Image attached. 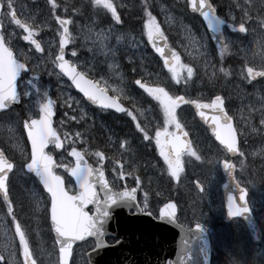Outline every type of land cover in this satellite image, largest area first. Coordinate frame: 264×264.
<instances>
[{"label":"rangeland","instance_id":"obj_1","mask_svg":"<svg viewBox=\"0 0 264 264\" xmlns=\"http://www.w3.org/2000/svg\"><path fill=\"white\" fill-rule=\"evenodd\" d=\"M58 1L60 9L57 8L50 16L52 8L47 4V0H14V11L19 18L32 24L38 32L34 38L41 43L44 49L42 52H37L34 45L23 39L27 33L11 20L10 15L7 14V8L3 18L4 35L8 39L9 46L17 52L21 60L27 63L32 62L30 73L25 75L22 83V91L32 93L26 96L29 100L26 106L27 114L32 117L31 109L36 108L35 105L39 99L36 90L27 83L33 80L41 93L47 91L49 96L57 100L60 108L66 109L64 118H59V122L63 121V125L60 123L62 129L65 130V127L73 125L74 119H71L73 116L81 120L77 123L82 131L89 128L95 129L94 133L97 136L94 143L105 149L102 152L104 158L101 160L95 155L101 151L95 150L90 144L91 140L83 137L82 131L79 130L72 132L75 134L65 132L67 136L63 133L67 146L79 144L85 152L93 156L95 162L107 167L106 169L110 171V182L114 187H123L132 184V181L138 184V178L135 175L137 169L144 173H155L157 167L154 163L163 161L156 144V132H163L165 127L171 133L176 129L175 125H165L159 102L137 85L136 80H140L148 87H162L172 96L185 95L188 98L208 100L211 95L222 93L228 97L226 99L230 103L229 110L235 117L241 138L243 155L237 162V176L252 193L249 201L264 231V181L253 176L248 167L252 161L256 170L264 173V124H261V119L264 118V80L249 82L250 77L247 73L248 67L264 69V60L261 58L264 56V23H262L264 0H249L250 3L253 1L259 3L258 6L252 4L249 7L243 6L245 0H234L238 3L240 10L228 9L227 16L230 24L226 28V35L229 50L223 56L220 54V47L215 48L212 44L202 24L186 13L183 8L176 10L168 0H151L152 16L155 17L164 36L170 40L179 57V64L186 66L180 71L179 83L172 79L169 67L148 41L144 30V24L148 19L146 15L139 23H136L134 18L131 21L132 24L126 26L121 16V23L116 24L110 13L94 9L91 0ZM75 1L77 4L71 5ZM122 1L129 4L128 0ZM117 2L118 0H113L115 5ZM218 4L223 14H226L225 9L232 4V0H218ZM68 5H71L69 9ZM55 15L72 21L69 24V31L73 42L68 49L71 62L83 68L86 73L91 72L92 76L99 78L97 81L103 87L123 89L122 94L115 93L128 96V99L133 101L131 109L136 119L133 120L129 116L131 125L114 123L109 126L103 121L101 114L92 111L69 82L57 72L53 60L58 51L62 29ZM241 22L247 29L244 33L238 30L233 31L230 27L232 25L238 29ZM121 34L124 38L118 42L116 37ZM104 36H107V39H104ZM72 51H76L75 57L71 55ZM49 52L52 54L51 57ZM231 55L234 58L233 61L227 62L228 65L223 68L229 73L225 76L218 62L222 63ZM122 61L129 62L130 65L125 64V67ZM110 65L113 67L110 68ZM187 67L193 69V75L190 78L187 75ZM126 76L130 81L125 79ZM128 89H136V95ZM176 111L180 125L192 135L193 148L180 159L182 171L175 179H178L177 186L183 192L189 189L185 188V185L191 187L189 194L192 195V199L189 198L190 204L186 207V211L193 207L194 212L201 216V219L218 223L213 226L216 245L219 248L215 254V264H224L223 254L227 252L231 255H225V258L238 260V264H264V240L258 248L248 246L244 237V228L239 220L221 224L224 221L220 195L224 180L221 165L226 159L225 152L215 143L207 130L196 122L194 113L188 105L182 104ZM18 114V112L0 114V145L21 163L27 158L28 146ZM144 122L151 128V131L146 130L148 140L143 139L144 133L136 128L137 123ZM142 128H144L143 124ZM126 130L135 136L130 133L124 134ZM77 132L80 133L78 137ZM18 143L22 146V151L13 146ZM133 147H136L138 152L147 153V158L139 160ZM61 158L70 161L67 152H64ZM162 170L167 173L165 180L173 181L174 177L170 175L167 163ZM190 175H192L191 181H189ZM10 181L13 212L16 214L18 210L22 211V220L16 215L15 217L28 234L29 246L37 264H59L57 246L50 234L48 221L44 219V215L48 212L49 200L24 169L18 168ZM67 187L70 191H74V184L69 179H67ZM142 192L144 203L152 204L156 199L151 191L146 192L144 187ZM162 192L164 190L158 189L156 194L159 195ZM178 198L183 199V196ZM161 200L157 199L156 205L160 204ZM5 232L13 240L17 260L22 262L23 256L19 247V237L15 235L13 218L8 215L7 206L0 199V245L6 242ZM221 233L224 239L219 240ZM222 240H225L224 245L220 243ZM85 252V247L77 248L73 264H87Z\"/></svg>","mask_w":264,"mask_h":264},{"label":"snow or ice","instance_id":"obj_2","mask_svg":"<svg viewBox=\"0 0 264 264\" xmlns=\"http://www.w3.org/2000/svg\"><path fill=\"white\" fill-rule=\"evenodd\" d=\"M49 3L51 4L53 13H55L58 7L56 0H49ZM91 4L94 9L110 13L116 24L121 23V17L116 10V5L113 3V0H91ZM189 6L194 12L198 11L200 15L204 17L211 31L216 33L221 31V25L224 21L215 15V9L212 7L209 0H189ZM5 7L8 10L7 14L10 15L11 20L27 33L23 39L31 45H34L37 52L44 51L41 43L34 38L38 35L34 26L17 18V14L14 11V0H0V9ZM2 15H4V13L0 11V16ZM145 15L148 17L144 24V30L148 41L161 56H164L165 49L157 46V41H166L164 33L157 24L155 17L146 9ZM56 21L60 25L62 33L59 39L58 55L55 56L53 63L56 64L62 73L73 81L76 87L92 104L98 105L102 109H114L116 112L120 113L126 112L127 115L135 120L136 117L132 112H128L127 109L118 102V97H110L107 95V87H100L98 82L85 80V74L77 72L76 67L71 65L68 60H65V48L70 42H73V37L68 27L72 21L61 19L59 16H56ZM262 23H264V21H262ZM230 27H232L233 31L238 30L240 33H244L247 30L243 22L239 24L238 29L232 25H230ZM109 31H111V29H109ZM123 38V34L116 37L118 42ZM104 39H107V36H104ZM228 50V44L222 41L219 49L221 56L228 52ZM21 55H23V53H21ZM51 55V52H49L50 57ZM71 55L75 57L77 55L76 51H72ZM261 58L264 60V56ZM25 59H27V57H25ZM172 59L175 61V64L169 67L168 70L172 73V79L179 83L181 79L180 71L186 66L179 64V57L174 52L172 53ZM165 65H168L167 60H165ZM109 67L111 68L113 66L110 65ZM27 71H29L27 64L17 59L12 48L9 46L8 39H6L3 33H0V111H4L11 105L20 102L21 93L18 91L17 81L21 77V74ZM221 71L224 72L225 76L229 74L225 69H221ZM247 73L250 77L249 82L258 76L264 77V70L257 71L253 67H248ZM187 75L189 78L192 77L193 69L191 67H187ZM27 83L36 90V95L39 96V99L35 105L38 109V118H29V120L24 122V128L31 142L30 162L26 164V167L28 172L34 173L39 183L43 185V188L49 194L51 230L54 231L56 243L59 245L61 264H68L69 258L72 255L74 243L83 241L86 237H95L97 232V216L101 213V209L105 205L115 203L117 197H127L137 201L136 189L125 188L123 191L114 192L104 181L103 171L93 169L91 166L87 165V163L84 162V154L77 151L75 147H73L69 153L70 156L75 158L74 166L65 165L63 162L57 164L53 156L45 151L49 145H53L54 149H61L63 147L60 134L57 129L53 127L56 102L49 98V93L47 91L41 93L33 80ZM135 83L143 88L154 100L159 102V106L164 114V123L166 126L175 125L177 129L181 127L177 119L176 111L181 104L194 105L201 116L204 115L203 109H212L217 113L212 117V122L215 125L214 134L216 138L225 146L228 152L233 154L238 152L235 130L231 123V117L228 116L225 110V100L223 97L217 95L211 103L205 104L198 100H186L183 96H172L165 91L164 88L148 87L142 84L140 80H136ZM112 91L123 93V89H112ZM23 95L30 96L32 93L24 91ZM141 115H143V113H141ZM71 119H76V117L73 116ZM81 119H83V117H81ZM60 123L63 125V121ZM261 124H264V118L261 119ZM136 128L138 131L144 133L143 139H149L147 131L142 128L139 123H137ZM9 131H12V129H9ZM253 131H255V129H253ZM64 135L67 136V133ZM76 136H80V133L77 132ZM168 136H171L172 140L162 142L161 137ZM156 144L160 149V155L168 165L170 175L174 178H178L179 173L182 171L180 154L184 147L180 142V138L176 136L175 133H169L167 127H165L163 132H156ZM13 146L20 148L22 151V146L19 143ZM173 151H175L174 156L172 155ZM191 154L195 155V153ZM240 154L243 155V153ZM95 155L100 157L101 160L104 158L102 152H97ZM14 167L15 165L5 155L4 151L0 150V196H2L3 202L7 206L8 215H11L13 218L15 235L19 237V247L23 256V261L20 262L17 260L13 240L8 237L7 232H5L6 242L0 245V264H37L34 253L29 246L28 234L21 223L16 220L12 202L9 198V173L12 172ZM57 167H64L65 171L69 172L71 176L75 178V182L79 186L78 194L70 195L65 189L64 180L55 173ZM224 168L231 174L234 165L225 161ZM97 184H99L101 190L105 193V198L103 200L96 191ZM236 186L240 191L239 199L244 201L246 197L245 190L240 188L239 184ZM88 205L94 206V213L90 214V211L86 210ZM145 207H147L146 203ZM166 209H170L171 211L163 212L161 216H166L174 220L175 205L168 204L166 205ZM228 210L230 215L233 216H238L241 215L242 212L248 211L247 207L243 209L236 207L233 197H229ZM104 214L106 215V213Z\"/></svg>","mask_w":264,"mask_h":264},{"label":"water","instance_id":"obj_3","mask_svg":"<svg viewBox=\"0 0 264 264\" xmlns=\"http://www.w3.org/2000/svg\"><path fill=\"white\" fill-rule=\"evenodd\" d=\"M212 7L214 8L213 5ZM189 9L192 12H194L190 6H189ZM0 11H2V9H0ZM195 13L200 15L198 11H196ZM215 15L218 16L216 13V10H215ZM201 17L203 18L214 43L217 45H221L222 41L225 42V38L223 34V25L225 24V22L221 25V31L219 33H216L209 29L207 21L204 19L203 16ZM0 29H1V24H0ZM157 46L165 49V54L163 57L165 58V60L168 61V63H171L173 50L171 49L167 39L166 41L165 40L157 41ZM65 60H67L66 48H65ZM76 70L77 72H80L77 67H76ZM84 78L85 80L92 81L85 76ZM260 78H264V77L258 76L255 79L258 80ZM70 81L73 83L71 79ZM74 86L76 85L74 84ZM107 95L110 96L108 93ZM87 101L90 102L88 99ZM202 103L209 104L206 102H202ZM20 104H21V99L19 103L13 104L9 108L14 107V106H19ZM95 106H98V105H95ZM192 106L194 107V105ZM195 110L200 120L210 128L212 134L216 138V135L214 134L215 125L212 122V117L216 115L217 113H215L212 109L206 108V109H203L204 115L201 116L196 108ZM53 122H54V119H53ZM231 123H232L233 129L235 130L234 122L232 118H231ZM235 134H236L237 146H238V137H237L236 130H235ZM176 136L180 138V142L184 146L183 150L181 151L182 153L183 151L189 148L190 138L181 129L176 133ZM166 138H167V141L172 140L171 136H168ZM216 140L220 143V141L217 138ZM29 143L31 147V142L29 141ZM221 145L225 148L223 144ZM47 148L45 149L46 152H47ZM58 150H61V149H58ZM228 153L232 157H235L239 154V150L235 154L231 152H228ZM172 154L174 156L175 151H173ZM84 162H86L87 165L91 166L85 159H84ZM230 164L233 165L232 162H230ZM91 167L93 169H99V168H94L93 166ZM62 168L64 169V167ZM99 170L103 171L104 181L110 187L107 181V178L105 176V171L103 169H99ZM225 174L227 177V182L224 184V194H225V200L227 204L228 218L234 217L233 215H230L229 210H228L229 197H233L236 207L240 209L247 207L248 211L242 212V214L238 216L242 217L247 222L250 228V231L252 233L253 239L255 240V242H259L261 239L260 230L252 216L251 210L247 203V197H245L244 201H241L239 199L240 191L236 186L237 182L234 177V169L231 174H229V172L225 169ZM61 178L63 179V177ZM64 185H65V182H64ZM98 189H100L101 193L105 197V193L104 191L101 190L99 184L96 185V191L99 193ZM78 192H79V186L77 185V192L75 194H70V193L69 194L76 195L78 194ZM246 196H247V192H246ZM125 201H127L126 197H117L115 199V203H112L110 205H105L101 209V213L97 216V223H96L97 232H96L95 237H86L85 239L87 240L89 238H93L96 242V247L93 250L89 251L87 254L90 264H169V258H174L172 259L173 264H210V258H211L210 240L207 235V232L203 228L196 226L191 230L183 231V230L177 229L174 226V224L170 223V222H174L173 219L167 218L166 216H161L160 221L151 220L150 218L144 215H140V214L129 216L128 214H126L127 208L125 207L127 206L124 205ZM88 207L94 208L93 205H88L87 208ZM129 207H133V206L129 205ZM94 212H95V208H94ZM163 212H166V208L161 210V213ZM104 213H106V215ZM54 236H55V233H54ZM108 236L117 237L119 240L115 244H109L106 241V237ZM83 241L75 242L73 247L76 244L81 243ZM58 250H59V245H58ZM59 259H60V253H59ZM70 260H71V257L69 258L68 264H70ZM60 264H61V261H60Z\"/></svg>","mask_w":264,"mask_h":264},{"label":"trees","instance_id":"obj_4","mask_svg":"<svg viewBox=\"0 0 264 264\" xmlns=\"http://www.w3.org/2000/svg\"><path fill=\"white\" fill-rule=\"evenodd\" d=\"M128 2L129 4L118 1L116 5V10L123 18V22L126 24V26L132 24L131 21L134 18H136V23H139L142 18H145V9L150 13L152 11L151 0H128ZM56 3L59 7L60 3L58 0H56ZM171 4L174 5L173 2H171ZM184 10L187 11V6H184ZM159 69L161 71L162 68L160 67ZM225 255L230 256L228 253L224 254V264H234L233 260L229 259L228 257L225 258Z\"/></svg>","mask_w":264,"mask_h":264},{"label":"flooded vegetation","instance_id":"obj_5","mask_svg":"<svg viewBox=\"0 0 264 264\" xmlns=\"http://www.w3.org/2000/svg\"><path fill=\"white\" fill-rule=\"evenodd\" d=\"M17 18H18V16H17ZM19 19V18H18ZM23 81H24V79L21 81V86H22V83H23ZM94 110H100V109H96V108H93ZM101 111V110H100Z\"/></svg>","mask_w":264,"mask_h":264}]
</instances>
